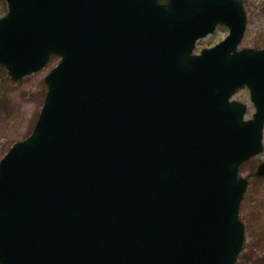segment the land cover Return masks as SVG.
<instances>
[{"label":"water","instance_id":"95a60500","mask_svg":"<svg viewBox=\"0 0 264 264\" xmlns=\"http://www.w3.org/2000/svg\"><path fill=\"white\" fill-rule=\"evenodd\" d=\"M5 1L11 79L62 60L0 162V264H236L240 168L264 152V49L238 51L243 1ZM219 24L226 39L194 54ZM244 87L250 120L231 101Z\"/></svg>","mask_w":264,"mask_h":264},{"label":"rangeland","instance_id":"374dc122","mask_svg":"<svg viewBox=\"0 0 264 264\" xmlns=\"http://www.w3.org/2000/svg\"><path fill=\"white\" fill-rule=\"evenodd\" d=\"M247 15L245 37L239 47L264 49V0H242ZM8 12L5 0H0V19ZM229 29L218 26L217 30L200 40L195 53L210 49L222 42ZM60 58L53 57L42 71L24 79L13 81L6 68L0 65V162L12 146L26 139L33 132L47 94L45 77L58 65ZM233 101L248 106L246 119H252L255 107L247 88L240 89ZM264 162V152L242 165L240 176L247 178L249 186L240 208V219L245 225V244L237 264H264V177L254 174L257 166ZM251 260V262H250Z\"/></svg>","mask_w":264,"mask_h":264},{"label":"trees","instance_id":"16d2710c","mask_svg":"<svg viewBox=\"0 0 264 264\" xmlns=\"http://www.w3.org/2000/svg\"><path fill=\"white\" fill-rule=\"evenodd\" d=\"M242 258L245 260V258H244V257H240V258H239V260H240V259H242ZM250 262H251V260H250Z\"/></svg>","mask_w":264,"mask_h":264}]
</instances>
